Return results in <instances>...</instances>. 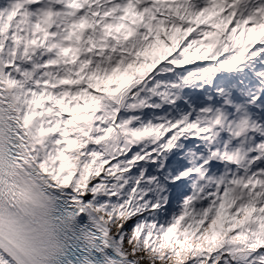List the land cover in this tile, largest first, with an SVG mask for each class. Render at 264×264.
Returning a JSON list of instances; mask_svg holds the SVG:
<instances>
[{"label":"snow or ice","instance_id":"1","mask_svg":"<svg viewBox=\"0 0 264 264\" xmlns=\"http://www.w3.org/2000/svg\"><path fill=\"white\" fill-rule=\"evenodd\" d=\"M0 264H264V0H0Z\"/></svg>","mask_w":264,"mask_h":264}]
</instances>
